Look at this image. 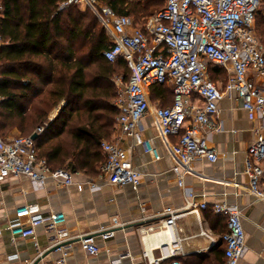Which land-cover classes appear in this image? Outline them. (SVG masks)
Instances as JSON below:
<instances>
[{
  "label": "built area",
  "instance_id": "obj_1",
  "mask_svg": "<svg viewBox=\"0 0 264 264\" xmlns=\"http://www.w3.org/2000/svg\"><path fill=\"white\" fill-rule=\"evenodd\" d=\"M259 3L260 0H164L155 14L135 23L129 16L116 14L100 0L65 2L83 6L95 15L109 35L110 45L102 56L111 63L124 61L130 70L128 79L113 99L118 110L114 129L120 137L100 142L104 154V162L99 167L101 180L112 186L129 185L134 190L140 185V173L133 167L129 151L120 145L122 138H131L133 145L140 146L152 160L160 159L151 139L143 136L141 119L148 112L152 114L158 136L175 161L173 169L180 186L192 161L204 160L211 164L217 159L215 148L204 133L221 130L214 118L224 97L239 100L252 119L264 121V44L254 27ZM2 11L0 2V15ZM211 68L216 69L218 75L219 70L224 73V82L210 78ZM122 78L118 75L111 79L117 84L122 83ZM157 85L170 87L172 101L169 105H152L150 88ZM38 130L40 132L41 128ZM263 132L264 125L254 129L256 139L247 149L244 171L249 178L250 192L264 199ZM19 175L28 177L36 188L43 187L48 178L65 186L72 184L69 170H52L45 159L38 156L31 135L0 137V183ZM85 186L97 188L92 182L77 185L80 190ZM192 196L193 192H188V197L192 199ZM191 199L186 211L167 207L160 223L139 227L141 236L157 231H165L170 236L159 246L160 256L148 258V263L183 264L180 259L182 239L176 236L174 227L177 219L200 208L224 217L222 264H237L245 245L240 208L221 201L209 204ZM123 225L116 217L112 218L110 226L99 233L100 238H113ZM38 226L44 228L51 240L50 248L55 250L64 251L75 238L67 228L63 213H43L37 202L17 207L8 231L12 239H33L37 248ZM75 239L89 256L100 251L93 234H80ZM60 262L63 264V258Z\"/></svg>",
  "mask_w": 264,
  "mask_h": 264
},
{
  "label": "crops",
  "instance_id": "obj_2",
  "mask_svg": "<svg viewBox=\"0 0 264 264\" xmlns=\"http://www.w3.org/2000/svg\"><path fill=\"white\" fill-rule=\"evenodd\" d=\"M79 9L87 11L83 6ZM219 76L215 73L212 80L221 79ZM218 107L214 120L221 130L204 133L215 148L217 159L211 164L204 160L192 161L190 171L184 173L182 186L173 169L175 161L158 136L149 112L141 119L143 136L151 139L161 156L159 160H152L140 146L133 145L131 138L119 141L121 147L129 151L132 165L140 173L141 181L136 190L129 185H108L100 179V172L95 176L74 172L72 184L68 186L48 178L43 187L36 188L24 175L11 176L1 182L0 264H32L43 253L45 255L37 264H61L62 258L63 264H149L148 258L160 256L159 246L166 243L168 237L160 236V231L141 236L139 227L160 223L167 207L186 211L191 199L188 192H193L191 200L197 203L221 201L238 206L245 230V245L237 264H264V199L250 192L249 178L244 171L247 149L256 139L254 129L264 125V121L252 119L240 101L233 98L224 97ZM119 137L114 129L106 140ZM170 140L173 142L174 138ZM91 182L97 188L85 186L80 190L77 187ZM29 202H37L43 213H63L73 237L87 233L95 235L100 248L98 254L87 255L75 238L64 251L48 252L51 240L42 226L36 227L37 248L31 238L12 239L8 226L14 211ZM114 217L124 225L113 238L102 240L99 233L110 226ZM174 228L176 236L182 239L181 260L201 255L205 260L189 264H222L224 217L198 208L177 219ZM159 264H165V261Z\"/></svg>",
  "mask_w": 264,
  "mask_h": 264
},
{
  "label": "trees",
  "instance_id": "obj_3",
  "mask_svg": "<svg viewBox=\"0 0 264 264\" xmlns=\"http://www.w3.org/2000/svg\"><path fill=\"white\" fill-rule=\"evenodd\" d=\"M66 1L0 0V131L14 126L16 118L25 124L23 131L42 128L34 142L50 169L95 176L104 162L100 142L114 130L118 112L112 65L122 68L125 79L130 70L124 61L111 63L102 56L110 45L109 35L95 15ZM100 1L118 15L133 16L135 23L163 6L156 0ZM260 4L255 31L264 44V0ZM209 72L211 79L218 74L212 68ZM219 74L224 77L220 70ZM167 88H150L151 99L161 101L157 105L171 103ZM60 100L66 102L64 108L47 121L49 110ZM202 257L181 261L189 264L205 260Z\"/></svg>",
  "mask_w": 264,
  "mask_h": 264
},
{
  "label": "rangeland",
  "instance_id": "obj_4",
  "mask_svg": "<svg viewBox=\"0 0 264 264\" xmlns=\"http://www.w3.org/2000/svg\"><path fill=\"white\" fill-rule=\"evenodd\" d=\"M134 1H136V0H134ZM157 1V3H159L160 4V6H162L163 4H164V0H156ZM158 4V5H159ZM77 6V5H76ZM78 8L79 7H81V6H77ZM261 7V4L259 3V7H258V9ZM86 12H88V11H86ZM132 16V15H131ZM132 19H134L133 18V16H132ZM142 20V19H141ZM256 24H255V22H254V27H256L255 26ZM113 66V68H114V72H113V75L111 76V78L113 77V76H122L123 78H122V83H117V84H114V87H115V89H116V91L119 89V87L121 88V86L124 84V81L126 80L125 79V76H123V70H122V68L119 66V65H117V64H114V65H112ZM221 79H222V81L224 82V80H223V77H221ZM171 89H170V87L169 88H167V91H168V93L169 92H171L170 91ZM170 96V95H169ZM65 101L64 100H60L54 107H52L50 110H49V112H48V116H47V121L52 117V116H58V114L60 113V111L64 108V106H65ZM151 103H152V105H156V104H160L161 103V101H156V100H152L151 99ZM162 105V104H161ZM53 118V117H52ZM54 119V118H53ZM13 124H14V126H12L11 128H7L6 130H4V132L3 131H0V137H4V138H6V137H11V136H27V135H29L30 133H37V134H39V133H41V131H42V128H41V131L39 132V130H38V127H36L35 129L33 128V129H31L30 128V126H29V130H26V131H23V130H21L22 129V126H24L23 124H22V121L19 119V118H16L15 120H14V122H13Z\"/></svg>",
  "mask_w": 264,
  "mask_h": 264
},
{
  "label": "water",
  "instance_id": "obj_5",
  "mask_svg": "<svg viewBox=\"0 0 264 264\" xmlns=\"http://www.w3.org/2000/svg\"><path fill=\"white\" fill-rule=\"evenodd\" d=\"M37 133H32L31 134V138L32 139H35L36 137H37ZM55 248H50L49 250H48V252H50V251H52V250H54ZM47 252V253H48ZM45 255V253H43V254H41L40 256H38L33 262H32V264H37L39 261H40V259L43 257Z\"/></svg>",
  "mask_w": 264,
  "mask_h": 264
},
{
  "label": "bare ground",
  "instance_id": "obj_6",
  "mask_svg": "<svg viewBox=\"0 0 264 264\" xmlns=\"http://www.w3.org/2000/svg\"><path fill=\"white\" fill-rule=\"evenodd\" d=\"M161 234H165V236L168 237V240L170 239V236L167 234V232L160 231V236H161Z\"/></svg>",
  "mask_w": 264,
  "mask_h": 264
}]
</instances>
